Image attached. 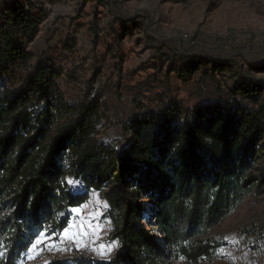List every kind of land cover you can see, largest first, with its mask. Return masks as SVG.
I'll return each instance as SVG.
<instances>
[{
	"label": "trees",
	"instance_id": "16d2710c",
	"mask_svg": "<svg viewBox=\"0 0 264 264\" xmlns=\"http://www.w3.org/2000/svg\"><path fill=\"white\" fill-rule=\"evenodd\" d=\"M47 13L41 0H0V264H24L37 233L58 236L93 192L107 203L117 250L107 260L84 255L47 264L212 257L222 244L209 232L251 193L264 195L258 67L247 73L232 60L182 56L177 77L203 67L221 98L187 107L165 90L151 98L156 106L137 96L135 110L111 124L117 134H107L100 86L90 98L96 76L69 99L65 68L32 49ZM170 71L155 81L164 86ZM67 179L80 182L79 195Z\"/></svg>",
	"mask_w": 264,
	"mask_h": 264
},
{
	"label": "rangeland",
	"instance_id": "374dc122",
	"mask_svg": "<svg viewBox=\"0 0 264 264\" xmlns=\"http://www.w3.org/2000/svg\"><path fill=\"white\" fill-rule=\"evenodd\" d=\"M41 2L48 13L39 26L32 49L53 56L65 68L68 79L63 81V86L69 99L81 96L88 90L90 79L96 76L109 110V124L104 125L107 134H117L112 133L111 124L118 122L119 115L123 117L135 110L137 96L156 106L151 98L165 90L187 107L214 103L221 98L211 80L203 76V67L187 79L177 77L182 56L232 60L241 64L247 73L250 65H256L258 69L253 75L264 78V68H261L264 66V0ZM170 66L171 79L162 86L155 79L165 81ZM92 194L85 202H92L88 208L79 214L73 212L70 231H81L79 225L85 222L84 217L100 212L98 217L87 221L93 226L99 225L100 230L95 236L90 234L82 239L95 241L93 247L117 245L107 258L96 251L89 255L107 260L117 250L118 243L111 237L112 224L105 216L106 208L96 207ZM99 200L105 202L100 195ZM209 234L222 245L212 257L196 264H235L240 260L243 264H264V195L251 193ZM47 236L52 242H58L59 235ZM62 246L72 250L50 251L46 241L38 255L33 253L34 259H29L28 253L23 263L46 264L84 256L82 249L67 241ZM221 250L229 255L222 254ZM174 264L192 263L179 259Z\"/></svg>",
	"mask_w": 264,
	"mask_h": 264
},
{
	"label": "snow or ice",
	"instance_id": "6c2138e0",
	"mask_svg": "<svg viewBox=\"0 0 264 264\" xmlns=\"http://www.w3.org/2000/svg\"><path fill=\"white\" fill-rule=\"evenodd\" d=\"M72 189V193L73 195H79L80 194V182L73 180V179H67L65 181ZM93 197L95 198L96 201V207H107V203L106 202H101L99 200V194L93 192ZM92 203L91 201L80 205L79 207L73 208L71 211L74 213L79 214L81 212L82 209L88 208L89 204ZM101 213L98 211H95L87 216L84 217V223H82L81 225H79L81 231L79 232H75V231H70V228H72V226L70 225L68 228H64L63 231L59 234V238H58V242H52L51 240L48 239L47 233H48V229L45 228L41 231H39L37 233V239L35 241L32 242L30 248H29V255L28 258L29 259H34L35 255H33V253L35 252L36 255L39 254L40 251H42V246L45 244V242L47 241L49 250H55V251H70L71 248H65L62 245L65 243V241H67L69 244L74 245L78 250L80 249H87L90 244H95V241H86L84 239H82L83 237H87L90 234L95 236L96 233L100 230V226L99 225H91L89 223H87V221L91 220L94 217H98ZM60 215H63V213H61ZM98 239V236H97ZM225 239H228L227 237H225ZM40 246V247H38ZM117 245L113 244L110 246H106L104 244H100L98 247H92L93 251H96L100 256L107 258V256L109 255V253L112 251V249L114 247H116ZM222 254L225 255H229L228 253H223V250H221ZM3 253L0 252V256H2ZM183 259V257H181ZM47 264V262H46Z\"/></svg>",
	"mask_w": 264,
	"mask_h": 264
},
{
	"label": "built area",
	"instance_id": "2783aa9c",
	"mask_svg": "<svg viewBox=\"0 0 264 264\" xmlns=\"http://www.w3.org/2000/svg\"><path fill=\"white\" fill-rule=\"evenodd\" d=\"M99 86V82H96L94 87L90 90L91 92V95H90V98H93L95 96V93H96V90ZM92 244H90V246L87 248V249H82L81 250V254L82 255H92L94 253V251L92 250ZM72 250V248H71ZM235 264H243V262L240 260L238 262H236Z\"/></svg>",
	"mask_w": 264,
	"mask_h": 264
}]
</instances>
